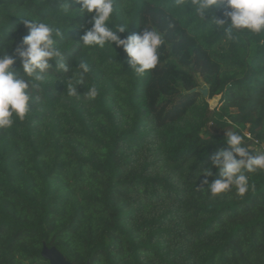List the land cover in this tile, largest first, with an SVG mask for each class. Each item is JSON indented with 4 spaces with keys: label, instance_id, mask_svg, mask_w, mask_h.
I'll list each match as a JSON object with an SVG mask.
<instances>
[{
    "label": "trees",
    "instance_id": "16d2710c",
    "mask_svg": "<svg viewBox=\"0 0 264 264\" xmlns=\"http://www.w3.org/2000/svg\"><path fill=\"white\" fill-rule=\"evenodd\" d=\"M61 2L0 0V50L14 67L23 18L64 32L61 57L31 78L25 120L0 129V264H50L44 244L74 264H264V170L246 173L243 196L201 187L202 169L219 178L211 157L228 148L223 130L264 144V33L229 41L175 0H113L108 26L129 22L119 35L149 28L164 40L138 76L122 48L85 47L91 15L67 0L76 14L65 16ZM81 63L89 71L70 97Z\"/></svg>",
    "mask_w": 264,
    "mask_h": 264
},
{
    "label": "clouds",
    "instance_id": "9594fccd",
    "mask_svg": "<svg viewBox=\"0 0 264 264\" xmlns=\"http://www.w3.org/2000/svg\"><path fill=\"white\" fill-rule=\"evenodd\" d=\"M76 3L79 5L77 11L91 15L92 27L81 37L85 47H103L109 43L122 48L131 70L138 76H143L157 66L158 50L164 43L159 31L145 28L122 37L119 33L128 31V21L117 24L115 28L108 26L114 12L113 0H76ZM61 7L65 16L76 14L70 10L67 0H62ZM174 7L194 13L209 26L221 30L229 41L244 31L257 35L264 33V0H175ZM221 7L225 9L223 17L218 16L215 11ZM21 21L28 29V34L23 37L25 47L17 50L20 68L14 67L17 59L14 54L0 50L3 53L0 54V129L11 128L17 119L25 120L32 99L27 91L31 78L43 81L44 74L52 66L50 61L61 57L60 49L55 46L56 38L64 35L60 27H50L46 21H40L36 17L23 18ZM79 68L81 71L76 74L75 82L69 81L67 85V95L70 97L78 95L77 85L84 82V75L89 71L86 63H81ZM21 70L30 80L20 77ZM57 70L67 71L63 59L57 61ZM97 95L94 86L88 88L89 99H94ZM225 140L228 148L218 150L211 157L219 178L209 183L208 177L214 173L210 169H202L201 187L207 185L212 197L233 188L243 196L250 187L246 173L264 170V150H254L245 143L244 135L232 130L226 131Z\"/></svg>",
    "mask_w": 264,
    "mask_h": 264
},
{
    "label": "water",
    "instance_id": "95a60500",
    "mask_svg": "<svg viewBox=\"0 0 264 264\" xmlns=\"http://www.w3.org/2000/svg\"><path fill=\"white\" fill-rule=\"evenodd\" d=\"M206 95L207 91H203ZM42 256L47 259L50 264H74L56 247H48L46 244L42 248Z\"/></svg>",
    "mask_w": 264,
    "mask_h": 264
},
{
    "label": "rangeland",
    "instance_id": "374dc122",
    "mask_svg": "<svg viewBox=\"0 0 264 264\" xmlns=\"http://www.w3.org/2000/svg\"><path fill=\"white\" fill-rule=\"evenodd\" d=\"M198 80H199V87H200V89L202 91H207V89L205 87V82H204L203 78L201 76H198ZM217 100H218V98L209 99V103L211 104L212 107L215 106V104L217 103ZM214 129H215L214 126L210 124L209 127H208V130L209 131H214ZM228 130H230V129H226V130H223V131L226 132Z\"/></svg>",
    "mask_w": 264,
    "mask_h": 264
},
{
    "label": "built area",
    "instance_id": "2783aa9c",
    "mask_svg": "<svg viewBox=\"0 0 264 264\" xmlns=\"http://www.w3.org/2000/svg\"><path fill=\"white\" fill-rule=\"evenodd\" d=\"M245 143L251 148H253L254 150H264V144H259L257 139L251 138V135L249 132H246Z\"/></svg>",
    "mask_w": 264,
    "mask_h": 264
}]
</instances>
